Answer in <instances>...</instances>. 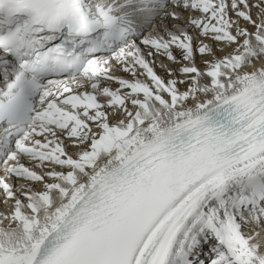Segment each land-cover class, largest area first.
<instances>
[{
  "label": "snow or ice",
  "instance_id": "snow-or-ice-1",
  "mask_svg": "<svg viewBox=\"0 0 264 264\" xmlns=\"http://www.w3.org/2000/svg\"><path fill=\"white\" fill-rule=\"evenodd\" d=\"M0 264H264V0H0Z\"/></svg>",
  "mask_w": 264,
  "mask_h": 264
}]
</instances>
